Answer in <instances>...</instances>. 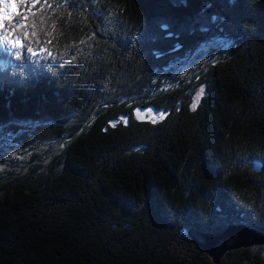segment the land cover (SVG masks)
<instances>
[{"label": "trees", "instance_id": "trees-1", "mask_svg": "<svg viewBox=\"0 0 264 264\" xmlns=\"http://www.w3.org/2000/svg\"><path fill=\"white\" fill-rule=\"evenodd\" d=\"M13 4L0 180L19 176L0 182V264H264V246L214 263L188 238L264 228V0ZM218 37L228 51L182 75ZM9 140L32 154L20 171Z\"/></svg>", "mask_w": 264, "mask_h": 264}, {"label": "water", "instance_id": "water-1", "mask_svg": "<svg viewBox=\"0 0 264 264\" xmlns=\"http://www.w3.org/2000/svg\"><path fill=\"white\" fill-rule=\"evenodd\" d=\"M240 43V39L232 46L229 57L224 59L214 60L207 67L206 71H209L211 67L219 62H226L231 59ZM206 71L202 74L206 73ZM181 85L177 88L170 89L168 93H171L177 89H179ZM132 106V105H130ZM74 136H69L63 143V148L54 153L47 162L44 164H49L51 161L59 154H61L67 147V141L73 139ZM42 162L39 160H35L31 162V164L27 167L24 174L29 171V168L32 164H41ZM19 176L18 174L8 175L3 177L1 181L6 180L11 177ZM188 237L200 248L206 250L210 257L212 258L214 263H219L220 260L229 252L235 249L240 248H251L254 246H264V228L258 227L256 225L250 223H234L228 225L227 229L220 235H214L209 233H202L199 230L191 229L188 232Z\"/></svg>", "mask_w": 264, "mask_h": 264}, {"label": "rangeland", "instance_id": "rangeland-1", "mask_svg": "<svg viewBox=\"0 0 264 264\" xmlns=\"http://www.w3.org/2000/svg\"><path fill=\"white\" fill-rule=\"evenodd\" d=\"M243 38H240V43H242ZM223 41L220 39V37H218L216 40H213L211 41L208 45H206L204 48L200 49V51L195 55V57L193 58L192 62H190V64L183 68L181 70V74L182 75H186L188 73V70H194L197 68L198 64L200 62H204V60H206L208 58V55L209 53L211 52V49L213 50H216L218 47L220 48V50L222 52H225V51H228V47L229 45L228 44H224L222 43ZM218 64V63H217ZM215 64V65H217ZM199 79L198 78L197 80H186V84L188 85H194V82L198 83L199 82ZM184 85L182 84V87ZM203 87V86H200L196 89V92H195V95L194 97H196L199 89ZM204 89V87H203ZM205 93V91H204ZM6 148H5V152H4V156L9 160V161H13V164L12 166H17L18 168L16 169L17 171H20L22 169L23 166L26 165V163H28L31 159V156L32 154H30V152H28V154L24 153L25 150L19 148L18 146L12 144V141H7L6 144H5ZM31 164V163H30ZM11 166V165H9ZM7 166V164L5 163H2L0 161V176H3L5 175L6 173L12 171V168L13 167H9ZM4 182V181H3ZM1 194V193H0ZM1 196V195H0ZM236 222H231L229 223L228 225L230 224H234ZM239 223V222H237ZM228 225L224 228L223 232L227 229ZM198 231V230H197ZM200 231V230H199ZM202 232V231H200ZM222 232V233H223ZM202 233H206V232H202ZM215 235V234H214ZM202 249V248H201ZM203 251L207 252L206 250L202 249ZM208 253V252H207ZM225 257V256H224Z\"/></svg>", "mask_w": 264, "mask_h": 264}, {"label": "snow or ice", "instance_id": "snow-or-ice-1", "mask_svg": "<svg viewBox=\"0 0 264 264\" xmlns=\"http://www.w3.org/2000/svg\"><path fill=\"white\" fill-rule=\"evenodd\" d=\"M65 2H67V0H65ZM45 3H47V0H45ZM15 7H16V5H14V4H10V3H5L4 4L5 10L8 9V8H15ZM49 7H51V5H49ZM6 18H7L6 15L5 16H0V20L6 19ZM216 19H217L216 17H213V20H216ZM161 27L166 29L167 25H162ZM0 40L8 41V37L7 36L0 37ZM21 47H23V45H21ZM29 51H31V49H29ZM204 94H205L204 93V89H203V87H201L199 89L196 97H195V103L192 105L193 109H195L196 106L199 104V101H200L201 97H203ZM161 118H163V117H161Z\"/></svg>", "mask_w": 264, "mask_h": 264}, {"label": "bare ground", "instance_id": "bare-ground-1", "mask_svg": "<svg viewBox=\"0 0 264 264\" xmlns=\"http://www.w3.org/2000/svg\"><path fill=\"white\" fill-rule=\"evenodd\" d=\"M245 39V37H243V39H242V41ZM82 132H83V130H82ZM81 134V133H80Z\"/></svg>", "mask_w": 264, "mask_h": 264}]
</instances>
